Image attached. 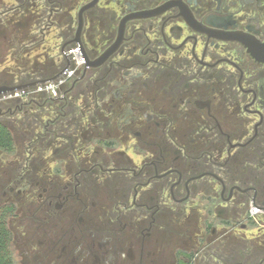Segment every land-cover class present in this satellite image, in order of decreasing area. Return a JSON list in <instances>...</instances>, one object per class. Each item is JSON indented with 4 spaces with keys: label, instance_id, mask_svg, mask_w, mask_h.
<instances>
[{
    "label": "flooded vegetation",
    "instance_id": "1",
    "mask_svg": "<svg viewBox=\"0 0 264 264\" xmlns=\"http://www.w3.org/2000/svg\"><path fill=\"white\" fill-rule=\"evenodd\" d=\"M21 3L62 55L81 21L89 59L109 53L57 103L0 104L30 119L0 182L14 264H264L241 233L264 220V0Z\"/></svg>",
    "mask_w": 264,
    "mask_h": 264
},
{
    "label": "trees",
    "instance_id": "2",
    "mask_svg": "<svg viewBox=\"0 0 264 264\" xmlns=\"http://www.w3.org/2000/svg\"><path fill=\"white\" fill-rule=\"evenodd\" d=\"M45 11L31 4H19L16 8L9 7L5 1H0V47L1 42L8 47V55L16 63V67L5 70L0 78V85H16L37 80L50 79L59 74L67 64L61 53L63 42L58 41L56 33L49 31L45 20ZM49 41L55 42L54 47L44 50L43 60L25 58L39 46H45ZM75 43L67 47H73ZM57 52L54 51L56 50ZM53 49V50H51ZM52 51V52H51ZM47 92H35L26 98L15 99L17 102L28 101L41 107L48 103H57ZM1 104V102H0ZM1 106V105H0ZM0 148L6 151L14 150V137L9 127L0 121ZM12 234L7 226L6 217L0 216V264H14L10 242ZM178 264H189L180 260Z\"/></svg>",
    "mask_w": 264,
    "mask_h": 264
},
{
    "label": "rangeland",
    "instance_id": "3",
    "mask_svg": "<svg viewBox=\"0 0 264 264\" xmlns=\"http://www.w3.org/2000/svg\"><path fill=\"white\" fill-rule=\"evenodd\" d=\"M4 1L8 5H10L12 2V0H4ZM54 43L55 42L49 41L48 43H46L45 46H39V48L34 49L35 51H33L30 55H27V57L25 58H29L33 60L34 59L38 60L39 58L43 60L42 54L45 52L44 50H48L49 48L48 46H50V48L54 47L53 45ZM1 45L2 46L0 47V78L4 77L5 70L7 71L13 67L14 68L16 67V63L14 62V60L11 59V55H8V47L6 45L4 46V42H1ZM54 51L57 52V47H56V50L54 49ZM25 116L26 115H24L22 112L14 113V114L7 113L3 116H0V121L5 123L9 127L14 137V147H15L12 152H8L6 150L4 151L0 150V182H1V178L3 177V172H2L3 169L11 166V162L12 161L14 162L19 157L18 152L22 151V149L25 146V138H26V133H27L26 123H28V121L30 120L29 118H26ZM263 224H264V220L260 221V224H258L257 231L255 230L242 231L241 233H246L248 239H251V236L255 235V233L256 235H258V237L263 236L264 234V227L262 226ZM169 253L170 252H168V254ZM170 256H171V253H170ZM200 258L201 257H199V260ZM172 262H174V260H172ZM212 263H213L212 261L210 262L207 259V257H205L203 261L201 262L196 261L194 264H212ZM169 264L171 263L169 262Z\"/></svg>",
    "mask_w": 264,
    "mask_h": 264
},
{
    "label": "built area",
    "instance_id": "4",
    "mask_svg": "<svg viewBox=\"0 0 264 264\" xmlns=\"http://www.w3.org/2000/svg\"><path fill=\"white\" fill-rule=\"evenodd\" d=\"M65 55V58L67 57L69 61V65L65 68V70L61 73L60 76H57L53 80L39 82L36 85L29 86L24 89L1 93L0 102L7 100H15L18 98H25L35 92H47L48 94L53 96L57 95L60 86L64 85L69 80V78H71L77 72V70L82 68L86 63L80 50V47L77 45L68 48L65 51Z\"/></svg>",
    "mask_w": 264,
    "mask_h": 264
},
{
    "label": "water",
    "instance_id": "5",
    "mask_svg": "<svg viewBox=\"0 0 264 264\" xmlns=\"http://www.w3.org/2000/svg\"><path fill=\"white\" fill-rule=\"evenodd\" d=\"M81 27H82V21L80 22V26H79V29H78V36L74 39V42H76L81 47V49H82L81 52H83L82 55L83 54L85 55V56L83 55L85 62H86V59H87L86 66H96L98 63H100L101 61H104L105 60V58L107 57V55H108L109 52H105L96 61L90 60L89 57H88V55H87V53H86V51H85V48H84L83 43L81 41V38L79 37L80 31H81ZM249 50L251 51L252 55L256 58V60H258L259 62L264 63V43H262V44L256 43V44L252 45L249 48ZM66 59H67V57H66ZM67 61H68V59H67ZM68 65H69V61H68V64L59 72V74H57L56 76H54L53 78H50V79L37 80V81H34V82L21 83V84H16V85L2 84V85H0V94L1 93H6L8 91H14V90H18V89H24L26 87L36 85L39 82H45V81H48V80H53L57 76H60L61 73L65 70V68Z\"/></svg>",
    "mask_w": 264,
    "mask_h": 264
}]
</instances>
